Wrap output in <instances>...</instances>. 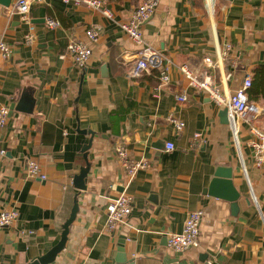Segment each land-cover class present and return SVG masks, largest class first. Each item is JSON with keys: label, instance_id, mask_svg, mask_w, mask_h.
Here are the masks:
<instances>
[{"label": "crops", "instance_id": "obj_1", "mask_svg": "<svg viewBox=\"0 0 264 264\" xmlns=\"http://www.w3.org/2000/svg\"><path fill=\"white\" fill-rule=\"evenodd\" d=\"M103 1L114 21L99 10L42 0L24 22L12 13L14 0L0 3V41L10 46L8 57L0 55V106L9 108L0 128V212L17 211L0 231V264H27L57 244L75 196V219L52 264H264V152L256 166L249 125L240 122L237 145L224 107L189 86L179 70L182 64L202 70L217 40L232 51L220 69L208 68L215 82L225 71L230 89L252 78L264 64V0H158L142 32L163 65L139 77L129 73L138 46L116 22L143 0ZM47 19L59 25L48 28ZM95 24L98 39L79 68L66 45L85 40ZM164 74L169 81L157 90ZM249 102L252 125L264 133V98ZM169 116L183 120V129L176 131ZM166 142L174 148L166 151ZM117 147L148 163L128 183ZM29 159L45 179L28 176ZM86 162V187L78 190L72 177ZM218 166L232 167L234 201L205 191ZM121 191L132 196V209L127 223L108 233V199ZM191 210L203 212L199 244L175 252L167 236L182 230ZM119 246L124 261H116Z\"/></svg>", "mask_w": 264, "mask_h": 264}, {"label": "built area", "instance_id": "obj_2", "mask_svg": "<svg viewBox=\"0 0 264 264\" xmlns=\"http://www.w3.org/2000/svg\"><path fill=\"white\" fill-rule=\"evenodd\" d=\"M42 0H14L12 5V13L19 16L24 22L29 21V9L31 4ZM65 4L74 6H84L89 9L99 10L106 19L114 21V13L104 5L103 0H61ZM211 4V0H207ZM158 0H143L131 12L128 18L120 20L117 23L118 27L124 32L137 46V58L130 67L129 73L132 77H139L142 73L150 69H159L163 65L162 54L153 48L150 44L144 41L142 26L149 16L154 12ZM48 28H56L59 22L53 19L46 20ZM215 30V29H214ZM100 26L95 24L85 30V40L72 38L66 45L67 52L71 55L74 63L79 68H83L88 58L92 53L91 43L98 39ZM33 39L32 31L25 35V43H31ZM232 45L229 42L219 44L216 40V49L214 58L206 56L203 59L204 68L202 70H193L189 66L182 64L179 66L180 72L187 80L188 85L196 88L204 93L217 106L227 108L228 119L235 142L238 145L239 122L242 120L250 127V131L254 134L255 139L250 142V147L254 154V164L261 166L263 161V140L264 133L252 125V120L255 116V108L248 100L247 91L251 86V77L246 75L240 86L229 88L227 81L231 78L230 72L221 73L219 84L212 77L208 68H218L223 64V61L230 58ZM0 55L4 58L10 55V46L4 41H0ZM161 85L167 84L169 77L163 75L161 77ZM178 100H185L184 94L176 96ZM9 115V108L6 105L0 106V128L4 127ZM168 120L174 125L176 131H180L184 127V121L175 117L169 116ZM199 133L194 134L193 138L197 139ZM174 145L172 142H166V151L172 150ZM116 154L126 171V183H128L135 175L138 169L148 166V163L143 160H130L122 147L116 148ZM27 174L29 177H39L45 179L42 174L39 164L32 159L27 160ZM132 209V196L125 191H121L117 196L108 199L106 206V227L108 233H114L119 225L126 224L128 215ZM202 210H191L188 212L183 228L179 232L170 233L167 236V245L175 252L195 248L198 246L199 228L202 220ZM17 217L15 209L4 210L0 212V231L12 224Z\"/></svg>", "mask_w": 264, "mask_h": 264}, {"label": "water", "instance_id": "obj_3", "mask_svg": "<svg viewBox=\"0 0 264 264\" xmlns=\"http://www.w3.org/2000/svg\"><path fill=\"white\" fill-rule=\"evenodd\" d=\"M0 3L3 5H9L10 0H0ZM11 107H14V105H12ZM222 114L225 117V122H228L227 108L225 107L223 108ZM90 142L91 140H89L87 145L83 147L82 151L84 152V158H86V150L89 148ZM88 171H89V163L86 162L85 166L82 167L79 170V172L72 177V183L76 189L78 190L85 189L86 177ZM232 190H233L232 167L218 166L214 172V177L212 178L209 186L205 190L206 193L216 197H221L230 201H234L236 199L237 194L235 192H232ZM233 204H234L233 206L235 207L236 204L235 203ZM77 210H78V203H77V198L75 196L70 214L62 225L60 240L57 242V244H55L52 248H50L45 254L33 258L27 264H52L55 261L58 253H60L65 247L69 226L72 223V221L75 219ZM120 243L121 244L123 243V238L120 240ZM124 259L125 256L123 255V246H119L116 261H124ZM129 263H131V261Z\"/></svg>", "mask_w": 264, "mask_h": 264}, {"label": "trees", "instance_id": "obj_4", "mask_svg": "<svg viewBox=\"0 0 264 264\" xmlns=\"http://www.w3.org/2000/svg\"><path fill=\"white\" fill-rule=\"evenodd\" d=\"M248 95L251 101H255L260 96L264 98V64L254 68Z\"/></svg>", "mask_w": 264, "mask_h": 264}, {"label": "rangeland", "instance_id": "obj_5", "mask_svg": "<svg viewBox=\"0 0 264 264\" xmlns=\"http://www.w3.org/2000/svg\"><path fill=\"white\" fill-rule=\"evenodd\" d=\"M242 120H240V122H241ZM240 122H239V124H240Z\"/></svg>", "mask_w": 264, "mask_h": 264}]
</instances>
